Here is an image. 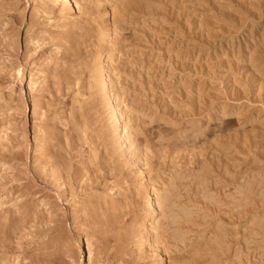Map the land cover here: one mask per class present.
Returning a JSON list of instances; mask_svg holds the SVG:
<instances>
[{"label": "rangeland", "instance_id": "374dc122", "mask_svg": "<svg viewBox=\"0 0 264 264\" xmlns=\"http://www.w3.org/2000/svg\"><path fill=\"white\" fill-rule=\"evenodd\" d=\"M76 1L0 0V264H264V0Z\"/></svg>", "mask_w": 264, "mask_h": 264}, {"label": "bare ground", "instance_id": "6f19581e", "mask_svg": "<svg viewBox=\"0 0 264 264\" xmlns=\"http://www.w3.org/2000/svg\"><path fill=\"white\" fill-rule=\"evenodd\" d=\"M55 2H62V3H64V4H66V5H70V7L72 8V9H75V8H77L78 6H79V4L77 3V1L76 0H55ZM107 69V68H106ZM19 71V73H20V75H21V77H22V81L25 79V68H21V69H19L18 70ZM28 81V80H27ZM27 83V82H26ZM109 94H110V92H109ZM115 106H116V104H115ZM117 113V112H116ZM117 119V123H118V127H121V123H120V120H119V118H116ZM123 124V123H122ZM122 131H124L125 132V134H129V130H127V132H126V130H125V127H122ZM124 135V134H123ZM132 142V141H131ZM157 192V191H156ZM153 198H156V200H155V202L153 203L152 202V206L153 207H155V203L157 204V202L159 201V195L158 194H156V193H153ZM158 205V204H157ZM160 205V204H159ZM158 205V206H159ZM161 206V205H160ZM158 209H159V207H158ZM155 217V216H154ZM157 220V219H156ZM157 222V221H156ZM150 225V230L149 231H151V230H153L154 228H156L155 227V222L154 221H151V223L149 224ZM154 231V230H153ZM155 232V231H154ZM157 232V231H156ZM152 234V233H151ZM153 235H155V234H153ZM156 236H157V233H156ZM158 240V239H157ZM156 240V241H157ZM157 243V242H156ZM156 245V244H155ZM83 247H85V245L83 246Z\"/></svg>", "mask_w": 264, "mask_h": 264}]
</instances>
